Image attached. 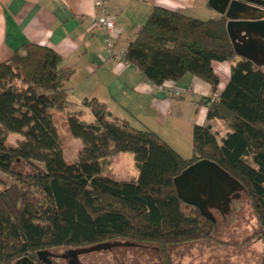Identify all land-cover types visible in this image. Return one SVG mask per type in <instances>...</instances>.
<instances>
[{
	"label": "trees",
	"instance_id": "trees-1",
	"mask_svg": "<svg viewBox=\"0 0 264 264\" xmlns=\"http://www.w3.org/2000/svg\"><path fill=\"white\" fill-rule=\"evenodd\" d=\"M227 22L224 14L203 19L156 5L124 51L154 85L191 73L219 93L208 98L207 117L220 119L226 132L211 122L194 125L190 157L158 132L112 116L95 96L69 108L73 70L61 68L55 48L27 42L0 62V171L15 179L0 191V264L40 263L39 250L120 238L156 243L164 263L176 264L175 246L218 237L215 221L183 201L174 181L204 158L244 186L264 237V70L237 54ZM213 61L231 62L221 91ZM53 110L82 142L76 161L66 159ZM11 132L22 135L15 145L7 143ZM122 152L133 153L138 177L120 180L106 170ZM21 161L32 171H15Z\"/></svg>",
	"mask_w": 264,
	"mask_h": 264
},
{
	"label": "crops",
	"instance_id": "crops-1",
	"mask_svg": "<svg viewBox=\"0 0 264 264\" xmlns=\"http://www.w3.org/2000/svg\"><path fill=\"white\" fill-rule=\"evenodd\" d=\"M156 5L199 18L221 14L209 0H108L106 13L116 24L117 52L124 53ZM97 14L95 0H0V62L27 42L51 46L62 56L61 68L73 70L67 82L70 101L82 103L85 97L95 96L106 103L112 116L158 132L183 156L190 157L193 147L189 152L182 151V135L193 137L196 124H216L215 119L207 117L208 98L214 94L211 84L187 73L179 81L164 83L184 89L181 96L157 87L132 63L109 52L104 28L94 21ZM213 66L220 76L221 91L230 79L231 62L213 61ZM86 118L91 120L92 116L86 114ZM110 162L106 170L120 180L139 175L133 153H119ZM188 247L180 244L173 250ZM263 254L264 250L261 264Z\"/></svg>",
	"mask_w": 264,
	"mask_h": 264
},
{
	"label": "rangeland",
	"instance_id": "rangeland-1",
	"mask_svg": "<svg viewBox=\"0 0 264 264\" xmlns=\"http://www.w3.org/2000/svg\"><path fill=\"white\" fill-rule=\"evenodd\" d=\"M201 18H209V15H199ZM81 101H71L69 108H82ZM58 119L59 132L62 139L64 153L67 161L77 160L78 151L82 146L79 138L73 136L67 130L66 117L54 111ZM88 116V114H87ZM64 119V122L61 121ZM215 130L222 136L226 129L220 119H215ZM172 132L169 131V134ZM173 134V133H172ZM189 133L182 135L181 149L189 152L193 147V137ZM22 135L11 132L8 135L7 143L15 145ZM132 153V152H129ZM15 171L29 173L32 171L30 166L24 161L17 162L13 168ZM15 179L9 173L0 171V191L6 188ZM215 216L216 239H202L187 242L184 250L174 251L176 264H261V253L264 250V237L259 234L261 225L258 221L251 205L248 194L243 189H238L236 196H232L229 210L221 214L219 210L212 209ZM207 217V216H206ZM218 239V240H217ZM221 241L225 242L220 243ZM111 247L99 250L84 251L92 248L96 244L86 247H58L51 251L58 256H53L54 264H165L160 248L156 243H137L128 239H117L107 241ZM230 243V244H229ZM73 249L80 252L76 257L66 255ZM13 264H22L13 262ZM42 264V263H39Z\"/></svg>",
	"mask_w": 264,
	"mask_h": 264
},
{
	"label": "water",
	"instance_id": "water-1",
	"mask_svg": "<svg viewBox=\"0 0 264 264\" xmlns=\"http://www.w3.org/2000/svg\"><path fill=\"white\" fill-rule=\"evenodd\" d=\"M209 4L228 18L227 29L238 55L252 60L264 70V0H209ZM178 195L188 204L200 209L204 216L215 221L212 209L221 214L229 210L232 196L244 186L217 162L204 158L189 165L174 179ZM111 243H98L84 251L111 247ZM78 249L63 255L76 257ZM43 264H54L51 250H39ZM22 264H38L29 257L17 260Z\"/></svg>",
	"mask_w": 264,
	"mask_h": 264
},
{
	"label": "built area",
	"instance_id": "built-area-1",
	"mask_svg": "<svg viewBox=\"0 0 264 264\" xmlns=\"http://www.w3.org/2000/svg\"><path fill=\"white\" fill-rule=\"evenodd\" d=\"M108 0H95L97 8V16L94 21L98 22L104 28V41L109 52L117 57V59H125L124 53H119L115 49V21L111 19L106 13V3ZM162 90H167L169 94L175 96H181L184 93V89L177 88L175 86H168L166 84L156 85ZM213 100L219 99V93L216 92L211 95Z\"/></svg>",
	"mask_w": 264,
	"mask_h": 264
},
{
	"label": "flooded vegetation",
	"instance_id": "flooded-vegetation-1",
	"mask_svg": "<svg viewBox=\"0 0 264 264\" xmlns=\"http://www.w3.org/2000/svg\"><path fill=\"white\" fill-rule=\"evenodd\" d=\"M37 262V261H36ZM41 263V262H40ZM39 264V263H38ZM43 264V263H42Z\"/></svg>",
	"mask_w": 264,
	"mask_h": 264
}]
</instances>
